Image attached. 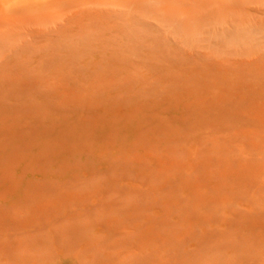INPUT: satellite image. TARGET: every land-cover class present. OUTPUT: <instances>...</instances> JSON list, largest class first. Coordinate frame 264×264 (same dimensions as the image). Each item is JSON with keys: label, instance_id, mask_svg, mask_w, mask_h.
Masks as SVG:
<instances>
[{"label": "rangeland", "instance_id": "374dc122", "mask_svg": "<svg viewBox=\"0 0 264 264\" xmlns=\"http://www.w3.org/2000/svg\"><path fill=\"white\" fill-rule=\"evenodd\" d=\"M0 264H264V0H0Z\"/></svg>", "mask_w": 264, "mask_h": 264}]
</instances>
